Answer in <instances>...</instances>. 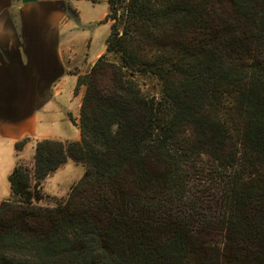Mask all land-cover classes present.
Returning a JSON list of instances; mask_svg holds the SVG:
<instances>
[{"label": "trees", "instance_id": "obj_1", "mask_svg": "<svg viewBox=\"0 0 264 264\" xmlns=\"http://www.w3.org/2000/svg\"><path fill=\"white\" fill-rule=\"evenodd\" d=\"M224 1L242 36L215 21ZM107 2L81 140L39 141L33 170L16 165L0 264H264V0ZM190 27L203 38L178 46ZM69 159L87 170L68 202L36 206Z\"/></svg>", "mask_w": 264, "mask_h": 264}, {"label": "crops", "instance_id": "obj_2", "mask_svg": "<svg viewBox=\"0 0 264 264\" xmlns=\"http://www.w3.org/2000/svg\"><path fill=\"white\" fill-rule=\"evenodd\" d=\"M78 17L69 16V0H0V207L12 196L9 180L18 163H35L42 140L79 142L78 120L83 96L78 78L69 74L66 52L70 37L98 38L100 23L93 0H73ZM95 27V30L91 28ZM104 31L109 23L102 25ZM25 141L21 150L16 144ZM68 160L52 172L40 190L59 200L83 176Z\"/></svg>", "mask_w": 264, "mask_h": 264}, {"label": "rangeland", "instance_id": "obj_3", "mask_svg": "<svg viewBox=\"0 0 264 264\" xmlns=\"http://www.w3.org/2000/svg\"><path fill=\"white\" fill-rule=\"evenodd\" d=\"M93 1L97 4H100L96 7L97 15L101 16L105 12V8H107L106 9L107 14L109 13V6H108L107 0H93ZM72 3H73V0H69V16L72 19H76L78 17V13H77V10L72 5ZM106 5L107 7L104 8V6ZM214 18L216 19L215 21H217L218 23H224V26H227L230 24L235 25V27L237 28L239 32L238 34L239 36L240 35L242 36L243 31H245L244 29L247 27L245 19L237 15L234 12L231 5L226 1H224L222 5H219L217 14L214 15ZM105 22H106V18L104 21L100 23V30H99L98 38L97 37L96 38L78 37L80 33L76 37L69 38V46L67 49L68 52H66L68 66L70 69L69 74L70 76L71 75L76 76L78 78V81L80 78L84 79L92 71L97 61L106 53L107 40L111 33V23L107 22L110 25V29L108 32H106L104 31L102 27L103 23ZM91 29L95 30V27H92ZM201 38H203V36L196 33L194 30H192V27H190L189 29L185 30V32H183L182 34H176L173 40L176 44H178V46H181L184 48H191L192 46H195ZM245 43L247 45V48H250L251 50H253V42L251 40H247ZM238 56H239L238 52L236 51L230 52L231 58L238 57ZM147 90L148 91L151 90L152 93L156 92L154 91L153 84L151 85L148 84ZM85 92H86V86H78V82H77L75 93L77 95L78 94L82 95L84 98ZM80 114H81V110H80ZM80 114L79 115L77 114L76 116H74L73 114H70V118L73 122H75V120H78L79 128H80ZM66 142H72V141H66ZM69 160H72V159H69ZM72 161L83 168V171H84L83 176H84L87 170L86 163L76 162L74 160ZM28 167L30 168V166ZM33 168H34V165H32V170ZM33 183H35V179H33ZM72 189L69 192L68 196L63 197L59 200L50 198L48 195L43 194L42 190H40V192L36 193L34 197V204L36 206L49 207V208H56L58 206L65 205L69 200ZM13 217L14 216L11 212L5 214L2 220V224L5 227L11 225L13 222ZM201 239H205V241H211V238H209L206 235L202 236ZM211 244H215V243H211Z\"/></svg>", "mask_w": 264, "mask_h": 264}]
</instances>
